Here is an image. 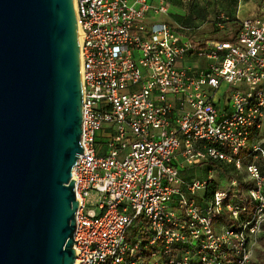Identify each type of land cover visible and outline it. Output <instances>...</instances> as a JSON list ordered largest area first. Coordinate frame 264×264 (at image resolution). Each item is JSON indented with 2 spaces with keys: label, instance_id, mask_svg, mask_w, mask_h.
<instances>
[{
  "label": "built area",
  "instance_id": "obj_1",
  "mask_svg": "<svg viewBox=\"0 0 264 264\" xmlns=\"http://www.w3.org/2000/svg\"><path fill=\"white\" fill-rule=\"evenodd\" d=\"M73 2L83 110L75 264H254L264 233V142L255 139L264 127V0L233 39L207 42L156 21L170 14L169 0ZM232 22L219 14L214 25ZM191 57L207 66L185 65ZM206 162L245 171L253 188L233 179L210 200L196 196L213 175L186 180L182 171ZM223 214L232 223L217 228Z\"/></svg>",
  "mask_w": 264,
  "mask_h": 264
},
{
  "label": "water",
  "instance_id": "obj_2",
  "mask_svg": "<svg viewBox=\"0 0 264 264\" xmlns=\"http://www.w3.org/2000/svg\"><path fill=\"white\" fill-rule=\"evenodd\" d=\"M82 122L73 0H0V264H75Z\"/></svg>",
  "mask_w": 264,
  "mask_h": 264
},
{
  "label": "rangeland",
  "instance_id": "obj_3",
  "mask_svg": "<svg viewBox=\"0 0 264 264\" xmlns=\"http://www.w3.org/2000/svg\"><path fill=\"white\" fill-rule=\"evenodd\" d=\"M257 1L259 3L261 0ZM170 2H172L174 6V14L180 16L182 20H185V22L187 20V22L194 21V24L196 23L197 28L195 27V33L192 34V39L194 41H229L233 39V37L237 33L238 25H235L233 23L222 30L215 27L214 21L216 17L219 14H222L224 11V9H219L221 6L220 0H170ZM249 3L252 4L253 2L249 0ZM205 13L209 17L207 21H205L206 19L201 20V18L203 17L202 15H204ZM170 14L158 16L156 18V21L174 23L175 20ZM184 64L193 65L194 67H200L199 61L194 57L185 59ZM228 88V86L224 85L219 96L225 95V93L228 91ZM255 139L257 141L264 142V127L261 130L259 136ZM211 164L212 163L210 162H206L202 165L187 169L186 172H184L183 170V173L185 176L189 175L192 180H205L209 175L212 174L213 182L217 185V188L219 190H231L230 183L232 179H238V177L242 178V180L245 182V171H238L234 167L227 165L226 163H221V168L215 167L214 169ZM262 167H264V164ZM205 192L206 190L199 192L196 196H204ZM94 196L95 194L92 193L91 197L88 200L89 204L94 201ZM223 226V221H219L216 225L217 228H222ZM261 236L262 237L257 244V248H255L256 251H254L256 263L264 261V233Z\"/></svg>",
  "mask_w": 264,
  "mask_h": 264
},
{
  "label": "crops",
  "instance_id": "obj_4",
  "mask_svg": "<svg viewBox=\"0 0 264 264\" xmlns=\"http://www.w3.org/2000/svg\"><path fill=\"white\" fill-rule=\"evenodd\" d=\"M247 1H245L242 4H239V0H220L221 6L219 9L220 10L224 9L222 14H225L226 16H228L233 21L232 23L237 25L238 21L254 15L257 12V9H258L259 5L261 4L262 0L259 3L257 0H250L253 2L252 4L249 3V0H247ZM170 3H171V12H170L171 14L170 15L175 20V22L174 23H168V24H170L173 27L179 28V29H181V28L185 29V30H183V32L187 36H189L191 40H193L192 34L195 33V27L197 28L196 23L194 24V21H188L187 22V20L185 22V20H182V18L180 16H178L177 14H174V6H173L172 2H170ZM202 16L203 17L201 18V20L206 19L205 21H207L209 19V17L206 15V13ZM205 21H204V23H205ZM175 24H180L181 26L175 25ZM194 42H203V41H194ZM196 60L199 61L200 67L203 68V67L207 66V62L205 60H199V59H196ZM187 66H193V65H187ZM187 169H190V167H185L183 169L184 172H186ZM182 176L186 180H192L189 175L185 176L183 172H182ZM260 239H259V241H260ZM255 248H257V245ZM255 251H256V249H255ZM254 254H255V252H254ZM253 261H254L253 263H256L255 262V255L253 257Z\"/></svg>",
  "mask_w": 264,
  "mask_h": 264
},
{
  "label": "trees",
  "instance_id": "obj_5",
  "mask_svg": "<svg viewBox=\"0 0 264 264\" xmlns=\"http://www.w3.org/2000/svg\"><path fill=\"white\" fill-rule=\"evenodd\" d=\"M210 163H212L211 165H212V167H214V169H215V167H219V168H221V163H223V162H210ZM204 164V163H203ZM263 164H264V160H261L260 162H259V167H260V169H261V171H262V173H263V175H264V170H263V168L264 167H262L263 166ZM202 165V164H201ZM228 165V164H227ZM205 166V165H204ZM203 166V167H204ZM231 166V165H230ZM233 167V166H232ZM190 168H193V167H190ZM235 168V167H234ZM236 169V168H235ZM183 172V171H182ZM233 180V179H232ZM236 180H238V184H239V187L241 188V189H243V190H250V189H252L253 188V184L251 183V182H247V181H243L242 180V178H240V177H238V179L236 178ZM217 191H219V189L217 188V185L212 181L211 183H209V185L207 186V189H206V192H205V194H204V197H205V199L206 200H210L214 195H215V193L217 192ZM243 196V195H242ZM224 220L225 221H227V223H232V220H230L228 217H227V215H225V214H223L222 216H221V218H220V220L219 221H223L224 222ZM254 264H264V261L263 262H259V263H254Z\"/></svg>",
  "mask_w": 264,
  "mask_h": 264
},
{
  "label": "bare ground",
  "instance_id": "obj_6",
  "mask_svg": "<svg viewBox=\"0 0 264 264\" xmlns=\"http://www.w3.org/2000/svg\"><path fill=\"white\" fill-rule=\"evenodd\" d=\"M78 33H79L78 37H79V41H80V32H78Z\"/></svg>",
  "mask_w": 264,
  "mask_h": 264
}]
</instances>
